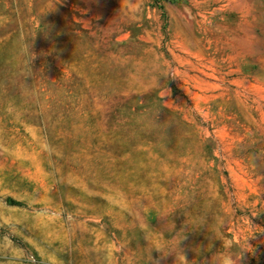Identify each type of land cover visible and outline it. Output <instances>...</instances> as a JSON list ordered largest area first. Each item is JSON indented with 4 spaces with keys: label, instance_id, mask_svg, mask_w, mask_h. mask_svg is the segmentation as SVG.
<instances>
[{
    "label": "rangeland",
    "instance_id": "rangeland-1",
    "mask_svg": "<svg viewBox=\"0 0 264 264\" xmlns=\"http://www.w3.org/2000/svg\"><path fill=\"white\" fill-rule=\"evenodd\" d=\"M183 253L264 264V0H0V264Z\"/></svg>",
    "mask_w": 264,
    "mask_h": 264
},
{
    "label": "clouds",
    "instance_id": "clouds-1",
    "mask_svg": "<svg viewBox=\"0 0 264 264\" xmlns=\"http://www.w3.org/2000/svg\"><path fill=\"white\" fill-rule=\"evenodd\" d=\"M184 255V264H189V261L187 260L185 254ZM240 259V254L233 257V256H228L225 258L224 264H237V261Z\"/></svg>",
    "mask_w": 264,
    "mask_h": 264
},
{
    "label": "bare ground",
    "instance_id": "bare-ground-1",
    "mask_svg": "<svg viewBox=\"0 0 264 264\" xmlns=\"http://www.w3.org/2000/svg\"><path fill=\"white\" fill-rule=\"evenodd\" d=\"M211 256V255H210ZM205 258V257H204ZM194 260V259H193Z\"/></svg>",
    "mask_w": 264,
    "mask_h": 264
}]
</instances>
